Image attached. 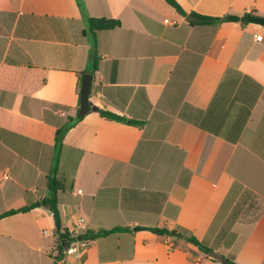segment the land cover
I'll return each instance as SVG.
<instances>
[{
  "label": "crops",
  "instance_id": "crops-1",
  "mask_svg": "<svg viewBox=\"0 0 264 264\" xmlns=\"http://www.w3.org/2000/svg\"><path fill=\"white\" fill-rule=\"evenodd\" d=\"M176 1L186 16L165 0H0V214L29 208L0 219V264H217L173 233L213 246L229 195L221 224L238 206L235 238L211 249L264 264V26L241 20L264 16V0ZM192 13L240 20L199 25ZM89 17L121 22L96 34L89 99L142 127L98 110L75 120ZM52 180L64 185L63 227L73 233L83 217L80 234L121 229L56 261L42 204Z\"/></svg>",
  "mask_w": 264,
  "mask_h": 264
},
{
  "label": "trees",
  "instance_id": "trees-1",
  "mask_svg": "<svg viewBox=\"0 0 264 264\" xmlns=\"http://www.w3.org/2000/svg\"><path fill=\"white\" fill-rule=\"evenodd\" d=\"M170 6L175 8V10L181 15V16H186L185 11L180 7V5L177 3L176 0H165ZM193 16H196L198 18V22L195 24L199 25H215V24H220L222 22H237L240 20V17L235 15V14H225L221 17H207V16H202L196 13H192ZM244 21L243 23H255L264 26V16H260L255 12H250V13H245L243 15ZM86 25H87V32L91 35L92 38V45H91V51H90V59H91V69L89 70L90 74H94L97 70V62H98V54H97V42H96V34L97 32L101 31H108V30H113L116 28H119L121 26V22L118 19H112V18H104V17H89L86 20ZM189 83L186 84H181L180 85V90H181V96L183 99L184 93L188 87ZM99 114L109 120H115L119 122H124L127 124H133L139 127H142L144 124L143 120H136V119H127L124 116L117 115L115 113H112L110 111L104 110V109H99L98 110ZM82 118L77 117L76 119ZM73 122L71 123V125ZM69 127L65 128H60L57 133H56V141L60 142L68 130ZM50 187H51V194L42 201V204L44 206H48L52 213H53V218H54V223H55V229H54V237H55V260L59 261L64 254L66 253V247L68 244H70L72 241L75 239L81 238V239H95L97 237H103L108 235L111 232H114L116 230H120L121 228H113V229H102L98 231H85L84 233L74 236L72 232L68 229L63 227L62 221H61V216L59 212V207H58V199H57V192L60 189L64 188L63 183L52 180L50 182ZM228 201H230V195L229 198L227 197L226 201H224L223 205L221 206L217 216L215 217L211 228L209 229V234L208 237L210 238L212 235L217 234L215 243L213 246L209 245V242L207 240L200 241L197 238L193 236H186L177 232H174L173 234L178 237L187 240L188 242L192 243L194 246L198 248L199 251L203 252L204 254H208L209 250L211 248H218L222 245L223 246H229L230 243L234 240L235 235L233 233L228 234V227L229 224L233 222L235 218H237V214L239 213L240 209L238 206L235 207V209L230 213V216L228 217V220L225 224H221L222 221L225 219V216L227 214L229 205ZM29 208H22L18 210H8L6 212H3L0 214V219L16 214L17 212L20 211H25L28 210ZM153 231H156L159 234H165L171 236L172 232L166 230V229H152ZM228 234V237L225 241V235ZM227 258L229 259L228 264H238L235 262L234 256L233 255H227ZM225 264V263H224Z\"/></svg>",
  "mask_w": 264,
  "mask_h": 264
},
{
  "label": "water",
  "instance_id": "water-1",
  "mask_svg": "<svg viewBox=\"0 0 264 264\" xmlns=\"http://www.w3.org/2000/svg\"><path fill=\"white\" fill-rule=\"evenodd\" d=\"M186 20L190 22H196L198 21V18L193 15H188L186 17ZM241 20L244 21V18H241ZM93 78H94L93 75L90 73L84 74L82 77L80 101H79L80 108H79V113H78L79 116H83L91 110L92 111L98 110V107L94 105L89 99ZM207 256L209 259L214 260V261H220L225 264L229 263V259L225 255H223L222 253H220L219 251L215 249H210Z\"/></svg>",
  "mask_w": 264,
  "mask_h": 264
},
{
  "label": "built area",
  "instance_id": "built-area-1",
  "mask_svg": "<svg viewBox=\"0 0 264 264\" xmlns=\"http://www.w3.org/2000/svg\"><path fill=\"white\" fill-rule=\"evenodd\" d=\"M262 35H259V36H256V40L260 41L262 40ZM9 172L8 171H5L2 175V178L3 180H7L9 179ZM81 192V191H79ZM86 230V220L83 218V217H80L77 219L76 223H75V227H74V230H73V235L74 236H77V235H80V232L81 231H84ZM44 234L46 236H52L54 235V233L52 231H46L44 232ZM87 240L86 239H81V238H78V239H75L74 241H72L70 244L67 245L66 247V254L67 255H73L75 257H79L80 255V248L87 244Z\"/></svg>",
  "mask_w": 264,
  "mask_h": 264
},
{
  "label": "rangeland",
  "instance_id": "rangeland-1",
  "mask_svg": "<svg viewBox=\"0 0 264 264\" xmlns=\"http://www.w3.org/2000/svg\"><path fill=\"white\" fill-rule=\"evenodd\" d=\"M218 251H219L220 253H222V254L225 255V248H223V249H219ZM204 257H207V255L204 254ZM215 263H217V264H224V263H222V262H220V261H215Z\"/></svg>",
  "mask_w": 264,
  "mask_h": 264
}]
</instances>
